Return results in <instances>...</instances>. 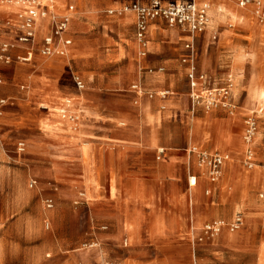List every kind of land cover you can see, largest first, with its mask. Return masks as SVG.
<instances>
[{"label":"crops","instance_id":"crops-1","mask_svg":"<svg viewBox=\"0 0 264 264\" xmlns=\"http://www.w3.org/2000/svg\"><path fill=\"white\" fill-rule=\"evenodd\" d=\"M134 1L56 0L52 10L47 8V16L60 17L71 5L75 7L70 18L71 23L82 22L85 17L93 20L94 17H99L102 5H107V8H114L107 11L109 14L120 12L113 17L107 16V27L114 28L116 34L123 37L130 35L133 29L131 12L123 11V7ZM141 2L147 3L148 0ZM196 2L209 5L207 30L197 35L196 39L207 34V31L211 32L214 24L225 21L232 23L230 27L234 26L233 24L241 26L246 33V40L232 39L228 29H224L219 35V46L227 52L222 54L219 60L229 69L228 81L232 82V88L222 102L211 106H195L188 96L175 97L171 90L175 79L173 74L165 72V69L171 66L167 62L153 63L149 66L159 68L154 72L152 69L151 73L134 74L132 83L138 86V90L132 88L133 90L122 94L116 101H112V98H117V95L107 94V102L97 103L96 94L90 92L84 94L83 100H79L81 91L75 85L72 93L68 95L58 87L59 76L72 61L107 62L109 65L121 61L125 52L127 56L136 55L137 50L141 48L152 56L159 53V47L153 42H147L142 46L138 41L131 39L130 44L122 46L124 51L122 52L120 46H110L113 39L107 35V38L102 40L107 45L106 50L81 46L76 41L72 47L71 45L68 47L66 56H52L45 61L34 51L30 64L24 61L14 68L16 76L12 81V94L9 95V99L16 104H22L26 108L24 113H57V108L63 105L66 96L78 100L73 106L78 113H107V132H100L107 136V151L103 153L96 145L103 143L104 136H93L90 143L78 146L75 157L81 172L82 186L86 191L85 197L89 202H98L103 198L104 181L107 179V206L124 212L122 218L117 220L118 228L123 230L126 237L127 248L122 264H203L205 260L196 255L194 243L188 239V232L191 231V234L197 232L207 222L230 221L237 213L243 216L244 226L236 231L222 225L220 233L209 246L211 251L217 258L227 251H248L253 254V264H258L260 260L264 261V168H246L238 163L236 156L247 146L237 137L234 138L232 133V124L237 123L247 110L237 104L236 99L241 92L240 70L244 63L249 61L250 54L264 51V0H248L245 9L238 7L234 0ZM17 6L6 7V12L9 13L0 24L3 37H8L9 40L19 35L15 23L17 13L27 8L24 4ZM48 19L45 17L38 21L40 25L36 26V34L38 32L39 36L49 29ZM7 21H10V25L6 24ZM156 23L157 21H154L148 26L151 34L156 32ZM65 36L75 39L74 33L70 31ZM41 41L42 39L36 41V45ZM59 46L61 42L56 44V47ZM17 47L26 56L25 48ZM142 59L137 57L135 62L130 60L131 70H136ZM85 78L91 80L92 85L99 81L88 75ZM121 85L118 79H107V92L112 86ZM253 86L252 81L247 83L248 97L252 94L258 98L262 97L264 89H253ZM165 88L167 93L162 92L159 95L158 92ZM45 105L48 106V111L41 109ZM161 113H201L198 116H187L186 146H194L207 154L217 152L230 156V160L221 166L214 181L209 180L208 167L203 159L202 163L198 164L197 156L187 151L186 147L175 148L170 146L168 139L164 137L160 139ZM41 120L46 119L40 117ZM111 123L118 125L111 129L108 127ZM48 124L52 126L49 122ZM175 130V127L173 129L168 127L165 134ZM80 134L82 135L81 132L79 136ZM128 163L132 165L130 168L126 167ZM259 174L260 177L263 176L262 179ZM192 175L196 178V183L189 186L187 180ZM144 180H148L152 185L150 191L134 186ZM161 180L172 182L179 180L184 190L180 194L162 191L158 188ZM256 192H259V198L255 199ZM161 198L165 200L167 209L171 207L173 209V214L167 221L161 220L159 212L156 213ZM183 198L186 199L184 203L190 208V223L176 211L177 205L180 211L183 208L181 204ZM243 199L246 200L244 205L241 204ZM147 211L151 215V220L144 225L141 215ZM129 213L132 214L128 215ZM261 227L263 233L257 238L256 233ZM182 233L187 238L183 239ZM147 247L151 250L147 251Z\"/></svg>","mask_w":264,"mask_h":264},{"label":"rangeland","instance_id":"rangeland-1","mask_svg":"<svg viewBox=\"0 0 264 264\" xmlns=\"http://www.w3.org/2000/svg\"><path fill=\"white\" fill-rule=\"evenodd\" d=\"M2 1L6 3V0ZM234 2L238 5V0ZM109 9L114 8L102 5L99 17L96 16L93 20H88L87 17L82 19V22L71 23L69 20L65 34L70 31L74 33L75 39L65 34L64 39L71 41V47L77 41L81 46L106 50L107 45L102 40L108 35L113 39L110 46H120L121 51L124 52L122 46L130 44L131 39L137 41L135 15L131 12L132 33L119 37L114 28L107 27V16L113 17L120 12L116 11L111 15L107 12ZM8 13L6 7L0 6V24ZM47 18H49V29L41 36L37 32L36 41L38 42L51 32L53 18L48 16ZM156 21L155 34H151L150 27H147L148 30L141 44L143 46L147 42H153L159 47L158 54L151 56L146 54L144 48H141L137 50L136 55L127 56L125 52L121 61L109 65L107 62L72 61L65 72L59 76L60 90L65 95L72 93L75 79L78 78L84 83L79 100H83L84 94L90 92V94H96L97 103L107 102V94L117 95V98H112V101H116L122 97V94L131 91L134 74L151 73L152 69L154 72L159 68L149 66L153 63L167 62L171 66L165 69V72L173 74L175 79L171 88L173 95L177 98L188 96L190 99L200 96L199 103L194 105L206 107L204 101L208 94L215 95L220 89L228 88L230 83L229 69L219 60L222 54L227 53L219 46V35L224 29H228L232 39L246 40L245 30L237 24L230 27L232 23L226 21L214 24L211 32L207 31V34L201 38L195 37L193 49L190 51L185 47L190 38L182 31V28L172 27L164 20ZM0 33V45L8 42L14 46L8 52L9 61L0 58V264H122L127 248L126 237L123 230L118 228L117 220L122 218L124 212L113 206H107V179L104 181V196L100 201L89 202L88 198L83 197L82 192L86 193V191L82 186L81 172L75 157L78 146L90 143L93 136H104L103 143H96V145L103 153L107 151V136L100 133L107 132V113H78L76 108H73L78 100L69 96L64 98L63 105L60 106L66 109L65 117L61 116L58 108L57 113H24L26 108L22 104L14 103L12 99H9V95L12 94V81L16 76L14 68L24 62L22 57L25 53L18 49V43L3 37L2 31ZM40 43L35 45V54L42 55L39 51ZM137 57L143 59L136 70H131L129 61L135 62ZM49 58L42 57L45 61ZM192 66L195 68L194 76H196L194 91L189 82ZM87 75L99 81L92 85L91 80L88 81L85 78ZM240 78L241 92L236 96L237 104L244 106L247 110L237 123L232 124L233 137L244 142L250 121L255 122V131L250 140L251 146L245 147L236 159L246 168H264V95L260 98L253 94L251 97L247 95L249 81L254 83L253 89H264V51L250 54L249 61L245 62L240 70ZM107 79H118L122 85L112 86L107 92ZM166 89H162L158 94L167 93ZM66 100L71 101L69 106L65 103ZM41 109L48 111V106L45 105ZM112 114L114 115L109 113V115ZM200 114L161 113L159 118L160 139L162 140L163 137L168 139L170 146L175 148L186 147L187 151L197 156L198 164L202 163V152H195L186 146L187 116ZM69 115H77L75 124H69ZM40 117H44L52 126L46 120L40 121ZM116 125L118 124L111 123L108 127L113 129ZM168 127L172 129L175 127V132L165 134ZM79 132L82 133L81 136ZM20 143L23 144L22 150L19 149ZM215 154L217 152L203 159L208 167L209 180L208 161ZM227 156L223 159L221 166L230 160V156ZM131 166V163L126 165L128 168ZM84 172L86 173L87 170L85 169ZM260 178L262 179L263 176ZM85 180H87L86 177ZM134 186L144 191H150L153 188L148 180L140 181ZM158 188L176 194L184 190L179 180L174 182L161 180ZM258 193H255V199L259 198ZM185 201V198L181 199L183 208L180 211L177 205L176 211L190 223V208L184 203ZM245 202L246 200L243 199L241 204L244 205ZM158 207L156 213L159 212L161 220L167 221L173 214L172 207L167 209V204L162 198ZM130 214L132 213L128 215ZM141 219L144 225L149 222L151 220L149 211L143 213ZM233 221L234 217L230 221H225V227L230 230ZM212 223H205L195 233L188 232V239L193 241L196 255L205 260L203 264H253V254L248 251H227L222 256L215 257V253L209 246L220 232L212 233L204 227ZM262 233L261 227L256 237L260 238ZM181 237L187 238L184 233ZM147 248V251L151 250L150 247ZM258 264H264V261L260 260Z\"/></svg>","mask_w":264,"mask_h":264},{"label":"built area","instance_id":"built-area-1","mask_svg":"<svg viewBox=\"0 0 264 264\" xmlns=\"http://www.w3.org/2000/svg\"><path fill=\"white\" fill-rule=\"evenodd\" d=\"M9 0H6L8 2ZM21 3L27 6L24 11L17 13L16 17V27L19 31V35L12 41L18 43L19 47L25 48L26 57H30L35 51V37H36V26L37 18L43 19L47 17V5L42 4L40 0H19ZM248 0H240L239 4L245 5ZM67 12L73 10V6L69 5ZM123 11L132 12L135 15V36L139 43L143 44V40L146 34L147 27L150 23L156 20H164L172 27H180L182 31L187 33L190 38L189 43L185 45L186 49L192 51L195 37L204 33L208 27V6L205 3H197L196 0H148L147 3H142L141 0H135L134 2L125 5ZM64 13L60 17H53V25L51 32L45 35L42 38L40 43L39 51L42 55L49 54L55 47L57 43L63 42L68 44L67 39L63 38V35L67 29V25L71 15ZM7 25H10V21L6 22ZM14 46L8 42L1 43L0 45V58H4L9 61L10 57L8 52L10 48ZM144 54V53H143ZM194 70L195 68L191 67V73H189V82L190 86L193 88L196 85L194 81ZM203 76H201L202 78ZM194 84V85H193ZM76 88L82 90L84 88V83L82 80L75 79ZM133 89L138 90L136 84L132 85ZM229 85L228 88H222L218 93L212 95L208 94L207 99H205V106H211L214 103L222 102V99L229 95ZM222 92V93H221ZM217 96V97H216ZM200 96L192 97V103L198 102ZM67 106L71 103L70 100L65 102ZM199 103V102H198ZM66 115V109L61 112ZM65 117V116H64ZM255 131V122L250 121L248 123V128L246 129L244 140L250 143L251 137ZM19 149H23V144H19ZM203 159H207L208 155L206 152H203ZM223 157L215 154L209 161V176L210 180L214 181L215 177L217 178L219 174V168L223 163ZM213 224V223H212ZM243 225V216L240 213H237L234 216V221L231 224V230H237ZM221 226L214 227L213 225L208 227L206 230L212 231V233H218Z\"/></svg>","mask_w":264,"mask_h":264},{"label":"bare ground","instance_id":"bare-ground-1","mask_svg":"<svg viewBox=\"0 0 264 264\" xmlns=\"http://www.w3.org/2000/svg\"><path fill=\"white\" fill-rule=\"evenodd\" d=\"M239 1L240 0H238V6L239 7H241V8H244V7H247L246 6V4L245 5H240L239 4ZM55 2H56V0H42L41 1V3H46L47 5H48V9L49 10H52L53 8H54V5H55ZM21 2L19 1V0H9L8 2H4V1H2V0H0V6H3V7H13V6H17V5H19ZM206 4V3H205ZM207 6L209 7V5L207 4ZM74 11H75V8L73 7V10L71 11V12H67L68 13V15L70 16H72L73 15V13H74ZM219 11V10H218ZM212 13V12H211ZM213 14V13H212ZM222 15H223V13H222ZM220 16H221V14H220ZM37 20L39 21L40 20V18L38 17L37 18ZM70 20V19H69ZM38 21H37V24H39L38 23ZM71 45V41L69 40L68 41V44H64L63 42H61V46H59V47H55L49 54H47V55H41V57H52V56H66L67 55V49H68V47ZM22 60H24V61H26V62H31V60H32V55L28 58V57H26V58H24V59H22ZM206 80V79H205ZM230 83H229V88L231 89L232 88V82L231 81H229ZM194 85V84H193ZM193 91H194V87H193V89H192ZM71 102V101H70ZM71 104V103H70ZM69 104V105H70ZM69 109H70V107H69ZM65 109H63V108H61V107H59L58 108V111L59 112H63ZM61 116L62 117H64V116H66L65 114H63V113H61ZM70 120H69V124H75V119L77 118V115H74V116H72V115H69V117H68ZM244 145L245 146H247V147H249V146H251V143H249V142H246V141H244ZM191 148V150H194L195 152H204V151H202V150H199V149H197L196 147H194V146H192V147H190ZM218 156H220V157H223V158H227L228 156L227 155H225V154H218ZM251 158V157H250ZM215 179H216V177H215ZM195 183H196V178L194 177V176H191V177H189V180H188V184H189V186H194L195 185ZM82 195H83V197L85 198V193H83L82 192ZM214 226V227H220V226H222V225H225V222L223 221V220H215L214 222H213V224H206L204 227L207 229L208 227H210V226ZM220 232V231H219Z\"/></svg>","mask_w":264,"mask_h":264}]
</instances>
